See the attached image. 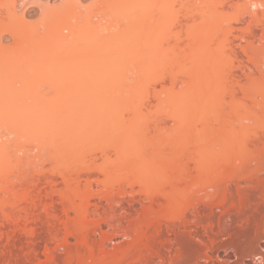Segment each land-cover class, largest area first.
I'll return each instance as SVG.
<instances>
[{
    "label": "rangeland",
    "instance_id": "obj_1",
    "mask_svg": "<svg viewBox=\"0 0 264 264\" xmlns=\"http://www.w3.org/2000/svg\"><path fill=\"white\" fill-rule=\"evenodd\" d=\"M244 1L247 2L169 0L163 23L153 33H146L145 26L155 21L157 11H140L144 17L137 16L138 20L135 17L138 23V28H134L135 37H168V47L180 66L194 69L198 84L208 88L207 94L205 91L208 102L203 103L206 106L199 105L204 113L195 116L204 120L191 116V127L183 129L182 134L183 130L175 129L174 121L167 115L169 109L161 106L144 109L139 130L125 135L120 143L124 151L119 155L112 148L106 156L94 151L100 140L93 136L92 144L89 142L93 150L91 155L87 154L86 161L91 168L81 170L80 175L92 173L99 179L94 178L89 187L85 186L83 177L81 193L90 191L94 195L91 200L100 194H116L120 202L113 207L95 205L94 200L90 203L83 223L90 228L101 227L98 232L88 233L91 249L78 246L76 234L66 236L65 222H75L76 213L71 210L67 216L56 193L57 214L50 216L42 206H33L21 221V230L10 217L11 206L6 208L7 215L2 213L0 192V264H246L249 258L264 256L261 233L264 227V65L262 72L256 67L257 61H264V57L258 58L254 47L246 50L233 43L237 53L229 45L232 53L223 40V37L238 40L234 37L248 36L254 28L264 37V16L259 13L257 19L241 15ZM40 7L39 2L26 5L25 18L44 32L46 24H54L58 19L37 22ZM97 7L96 0H73L64 16ZM258 7L264 9L261 5ZM258 41L254 46L264 43V40ZM242 43L246 45L244 40ZM90 58L82 59L83 63L93 61ZM243 66L246 72L242 71ZM52 81L48 77L45 82L33 85L34 90L47 93L48 101L53 99L54 88L58 86L51 87ZM134 89L135 82L130 80L123 85H100L89 90V97L123 100L130 98ZM150 99H154L153 95ZM41 101L44 100L38 102ZM92 111L89 106L87 113L95 112ZM98 111L94 114L104 113L103 109ZM112 113L120 116L128 115L129 111L114 107ZM187 113L193 115L190 110ZM51 174L59 179L58 186H61L60 176ZM136 178H144L146 182H129ZM30 189L36 194L43 192V199H48L45 194L51 186L33 183ZM16 191L23 192L18 188ZM151 196L156 197L155 201ZM80 200L76 198L77 203ZM103 201L106 204V199L102 198ZM121 202L132 203V211L128 212L127 208L124 211ZM32 203L20 202L25 206ZM57 229H60L58 233ZM258 231L260 237L256 235ZM144 233L145 238L135 239ZM106 236L112 241L103 248ZM65 241L66 248L61 246ZM240 242L245 244V249L239 259L231 246ZM148 258H152L151 262Z\"/></svg>",
    "mask_w": 264,
    "mask_h": 264
},
{
    "label": "bare ground",
    "instance_id": "obj_2",
    "mask_svg": "<svg viewBox=\"0 0 264 264\" xmlns=\"http://www.w3.org/2000/svg\"><path fill=\"white\" fill-rule=\"evenodd\" d=\"M71 1L73 0H55L52 3L51 0L43 2L0 0V192L3 194L1 205L4 210L2 213L6 215L7 206L13 208L9 209L10 217L15 226L22 230L21 221L27 217L33 206H42L46 209L45 213L50 216L57 214L58 209L54 204L56 193L67 216L71 210L76 213V223L65 222L66 236L76 234L77 245L91 249L88 233L91 230L98 232L101 227L90 228L83 223L89 212L90 203L94 200L95 205L113 207V204L120 202L116 194L108 193L105 196L100 194L99 199L95 196L97 201L91 200L94 195L88 193L90 191L81 193L83 177L85 186L89 187L94 178L99 179L92 173L80 175L81 170L91 168V164H87L86 161L87 154L91 155L90 150H93L90 148L91 145L89 146L93 136L100 140L94 151L106 156L112 148L115 154L119 155L124 151L120 143H123L125 135H133L139 130L143 122H141L143 110L153 106L169 109L167 115L174 121L175 129L186 130L187 127H191L189 121L192 117L198 120L199 118L195 116L204 113L201 112L199 105L208 102L206 100L208 88L198 84L194 69L180 66V62L168 47V37L140 39L135 37L134 28L137 27L136 21L139 19L137 16L144 17L140 11L146 9L157 11L158 16L154 22L145 26V32L157 31L163 23V12L169 0H96V4L100 6L96 10L90 8L91 10H85L80 14L78 13L80 11H77L74 13L75 16L74 14L71 17L64 16ZM33 2L36 4L39 2L41 5L37 22L47 18L58 19L54 24H46L44 32L40 31L38 25L25 18V7ZM244 3L240 10L241 15L257 19L259 13L264 16V9L260 7L262 10L260 11L258 7L259 5L264 7L262 0H247ZM102 5L105 7L101 8ZM252 7L256 9L253 10ZM230 38L223 37L224 42H227L226 46L229 47L228 51L235 48L233 43L236 47L242 45L248 50L254 47L259 50L254 54L257 57H264V43L254 46L259 39L264 40L257 28L251 30L248 36L234 37L238 40ZM243 40L246 45H243ZM225 44L223 46L226 48ZM229 45L233 46L232 49ZM234 52L237 53V50ZM86 57H92L93 61L83 63L82 59ZM195 58L196 56L193 58L194 61ZM258 63L257 70L262 72L261 66L264 65V61L258 60ZM243 67L242 71L246 72V67ZM61 76L64 77L60 80L55 79ZM48 77L53 80L51 87L58 84L50 101L47 93H40L34 90L33 86L36 82H45ZM129 80L135 82V89L130 98L110 100L102 96L97 100L89 97V90L94 87L123 85ZM64 82H67L66 86ZM156 83H159V87ZM151 95L154 99H150ZM40 100L44 101L38 102ZM89 106L95 112L88 114ZM114 107L128 110L129 114L113 116ZM100 109H103L104 113L94 114ZM188 110L192 111L193 115H187ZM34 151L36 152L33 153ZM51 173L60 176L61 186H58L59 179ZM135 181L146 182V179L129 180L130 183ZM42 182L51 186V190L45 194L48 199H43V192L39 191L36 194L30 189L31 184L39 185ZM17 188L23 192L19 194ZM76 198L81 199L80 203L76 202ZM102 198L106 199V204L102 202ZM155 198L151 196L153 201ZM21 200L32 201L33 205L20 204ZM123 204L124 211L126 208L129 209L128 212L132 211V203ZM158 229L155 231L158 232ZM59 231L60 229H57L56 233ZM260 231L256 235L259 236L261 233L264 235V227L261 233ZM146 236L144 233L135 239L139 240ZM104 238L103 248L108 247L112 241L110 237ZM61 246L66 248L68 242L65 241ZM231 247L237 258H242L245 244L240 242ZM150 254L154 255L152 252ZM78 260L81 262L83 257H79ZM147 260L150 261L152 258Z\"/></svg>",
    "mask_w": 264,
    "mask_h": 264
},
{
    "label": "built area",
    "instance_id": "obj_3",
    "mask_svg": "<svg viewBox=\"0 0 264 264\" xmlns=\"http://www.w3.org/2000/svg\"><path fill=\"white\" fill-rule=\"evenodd\" d=\"M259 255H260L259 257L255 256L254 258L247 259L248 263L246 264H264V256L262 254H259Z\"/></svg>",
    "mask_w": 264,
    "mask_h": 264
}]
</instances>
